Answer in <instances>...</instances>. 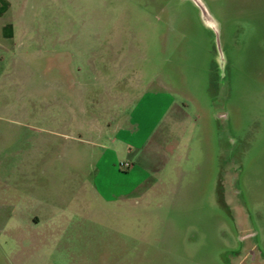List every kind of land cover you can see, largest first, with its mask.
Instances as JSON below:
<instances>
[{"label":"rangeland","instance_id":"374dc122","mask_svg":"<svg viewBox=\"0 0 264 264\" xmlns=\"http://www.w3.org/2000/svg\"><path fill=\"white\" fill-rule=\"evenodd\" d=\"M201 1L0 0V264H264V0Z\"/></svg>","mask_w":264,"mask_h":264},{"label":"crops","instance_id":"0c3cea01","mask_svg":"<svg viewBox=\"0 0 264 264\" xmlns=\"http://www.w3.org/2000/svg\"><path fill=\"white\" fill-rule=\"evenodd\" d=\"M150 87L151 86L147 88ZM182 92L184 93V91ZM144 93L145 94L140 98V101L138 102V106L136 107V109H140L139 111L140 114L138 117H134V119L131 120L132 122L135 120V123L133 124L134 128L129 133L130 138L134 140V142L137 145L135 150L136 162L141 160L148 145L154 139V131L157 127V125L154 127V104L158 103L157 101L160 99L159 94L156 92L154 93V91L151 92L149 90L145 91ZM168 93L170 92H167L166 95V101H167V108L165 111L166 114H168V112H170L175 106L174 98H172V96H170ZM246 232L247 231L244 230L243 234Z\"/></svg>","mask_w":264,"mask_h":264},{"label":"water","instance_id":"95a60500","mask_svg":"<svg viewBox=\"0 0 264 264\" xmlns=\"http://www.w3.org/2000/svg\"><path fill=\"white\" fill-rule=\"evenodd\" d=\"M193 2L200 8L203 20H207L208 18L210 19L208 10L204 8L203 5L198 2V0H193Z\"/></svg>","mask_w":264,"mask_h":264},{"label":"bare ground","instance_id":"6f19581e","mask_svg":"<svg viewBox=\"0 0 264 264\" xmlns=\"http://www.w3.org/2000/svg\"><path fill=\"white\" fill-rule=\"evenodd\" d=\"M198 2L201 3V4L203 5L204 8H206L201 0H198ZM204 21L206 22L207 25H208V24L211 25V22H209V21H210L209 18H208L207 20H204Z\"/></svg>","mask_w":264,"mask_h":264}]
</instances>
